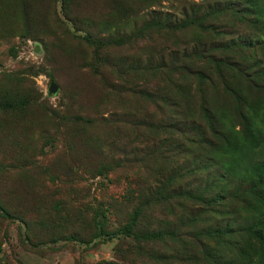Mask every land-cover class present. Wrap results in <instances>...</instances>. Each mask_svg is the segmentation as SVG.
Returning <instances> with one entry per match:
<instances>
[{
	"label": "rangeland",
	"instance_id": "374dc122",
	"mask_svg": "<svg viewBox=\"0 0 264 264\" xmlns=\"http://www.w3.org/2000/svg\"><path fill=\"white\" fill-rule=\"evenodd\" d=\"M221 9L202 27L149 20ZM161 53L172 59L156 69ZM254 131L264 132V0H0V264L248 263L240 251L264 246L206 236L211 211L176 189L130 227L162 237L122 227L146 190L188 164L183 150L216 160L229 149L220 135L254 148ZM245 197L229 203L252 218L260 199ZM183 207L200 213L193 224L178 220Z\"/></svg>",
	"mask_w": 264,
	"mask_h": 264
},
{
	"label": "trees",
	"instance_id": "16d2710c",
	"mask_svg": "<svg viewBox=\"0 0 264 264\" xmlns=\"http://www.w3.org/2000/svg\"><path fill=\"white\" fill-rule=\"evenodd\" d=\"M223 6L226 10L231 8L228 3H224ZM224 9L201 14L192 13L188 16H182L183 18H173L168 12H156L149 20L152 22L154 21L155 24L161 28L182 30L192 25L202 27V22L205 19L207 20V18L213 17L215 13L223 11ZM205 27L210 28L211 26L210 24H205ZM119 41H122V39H119ZM197 51L198 50L194 47L192 52L187 54L189 57V65H193L198 61L191 57V55L197 54ZM201 57L202 55L200 54V58ZM167 59L171 60L172 58L165 57L163 53L157 54V56H153V66H156V69L167 68L168 66L163 64V61L165 62ZM153 66L152 68H155ZM254 132L247 136L249 140L252 141V147L254 148L246 146L244 144L246 141H244L243 138L235 137V139H233L230 132L220 135V140L218 139V142L229 146V149L220 153L216 149V144H213L216 154L220 153L216 160L213 158H206L198 151L181 149L190 158L188 164L184 163L183 167L171 169L168 175L165 176L166 179L160 183L158 182V187H155L153 190H151V188L146 190L148 192L145 198L139 203V206L142 207L140 212L139 207L137 210L134 208L131 211L132 215L130 214L127 223L122 227L124 235L126 237H131V239H135L139 234L154 238H158L160 235L162 237L159 231L151 229H145L143 231L141 228H138L139 232L138 230L134 232L135 227L132 229H130V227L136 225L139 218L148 217V211L151 210L150 208L152 205L158 203V200H166V197L171 194V191L176 189V194L179 196L190 200L193 204H195L193 201H197L211 211L209 216L200 218L206 223L204 226L206 236L211 237V239H216L221 244L223 242L226 245H230L232 242L233 247H235L247 233L246 237L249 238L250 235L252 241H256L258 244L264 246V148L261 150L260 159L251 160L249 158V153L251 151L258 150L264 144V132ZM245 155H247L246 158ZM215 161L217 163L220 162V165H222L225 170L223 171L220 166L217 167ZM184 174H191L193 180L181 185L178 184L179 182L176 183V179H182ZM233 179H236L235 183H233ZM249 195L258 196L260 199L258 203L253 204V207L256 208L254 209V217L252 218L246 217V214H239L240 211H235L231 203H229V200L231 201L232 198H235L239 201L241 200L242 204L245 205L246 201L239 198V196L246 198L245 196ZM244 205L242 207L243 209L245 208ZM144 206H146V214H143ZM183 209L187 212L186 216L180 215L178 220L181 221L180 223H183L180 218L184 217L185 224H193V221L196 220V214L200 213L197 212L194 215L189 209H185L184 207ZM224 210L229 213L232 219H227L229 216L227 218L221 216L219 217L220 221H217L218 218L214 219L212 217V213L221 215L224 213ZM2 215L7 217L9 214L0 206V216ZM148 218L150 219V217ZM97 227L99 229L103 227V216H101L100 223ZM253 246L254 245H252V247ZM258 248L261 249L259 246ZM240 255L244 259L247 258L248 263L244 262L243 264H257L259 261H261L260 264H264L263 250H254L251 252L242 250L240 251ZM219 256L222 257V253L219 254Z\"/></svg>",
	"mask_w": 264,
	"mask_h": 264
},
{
	"label": "water",
	"instance_id": "95a60500",
	"mask_svg": "<svg viewBox=\"0 0 264 264\" xmlns=\"http://www.w3.org/2000/svg\"><path fill=\"white\" fill-rule=\"evenodd\" d=\"M57 89V84L55 82H50L47 87V94L52 95Z\"/></svg>",
	"mask_w": 264,
	"mask_h": 264
}]
</instances>
